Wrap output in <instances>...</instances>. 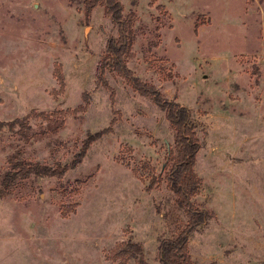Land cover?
<instances>
[{"label": "rangeland", "instance_id": "1", "mask_svg": "<svg viewBox=\"0 0 264 264\" xmlns=\"http://www.w3.org/2000/svg\"><path fill=\"white\" fill-rule=\"evenodd\" d=\"M121 3L127 68L190 109L200 144L191 201L213 216L189 234L192 264H264V0ZM110 36L100 5L86 16L83 0H0V122L29 116L0 129V180L16 162L70 163L111 126L63 177L18 178L0 198V264H158L160 241L187 225L164 111L115 72L98 81ZM127 242L135 258L118 254Z\"/></svg>", "mask_w": 264, "mask_h": 264}, {"label": "trees", "instance_id": "2", "mask_svg": "<svg viewBox=\"0 0 264 264\" xmlns=\"http://www.w3.org/2000/svg\"><path fill=\"white\" fill-rule=\"evenodd\" d=\"M83 3L86 16L91 13L94 7L100 5L104 9V14L118 28V37L110 36L107 39L106 56L98 63L97 78L99 83L107 87L103 77L106 69L117 73L139 94L150 97L164 111L166 120L175 131L174 148L168 150V156L173 162L166 174V179L169 189L176 196V204L182 207L187 214L188 222L186 227L176 236L160 241L158 246V264H192L188 253L189 234L197 226L206 223L213 216V213L205 209H198L191 201V197L196 195L199 190L201 180L194 171L195 155L200 148V144L191 124L190 109L178 102L165 100L153 84L141 81L127 68L125 59L130 53L134 35L131 29V18L123 15L121 0H83ZM84 103H86V107L88 105L87 100ZM39 116L48 119L52 114L41 113ZM28 117L26 116L9 123L0 122V129L5 126L13 129L18 126L21 131H24L28 127ZM110 128L111 126L94 134H89L83 140L79 152L74 155L70 163L56 164L55 166L39 162L12 163L10 169L6 171L0 180V198H4L10 193L18 178H25L30 175L37 177H63L69 169L75 168L82 161L90 144L109 132ZM155 182L156 178H152L147 189L152 188ZM141 249L140 244L127 242L122 248L118 249V254L135 258L137 252L140 253Z\"/></svg>", "mask_w": 264, "mask_h": 264}]
</instances>
